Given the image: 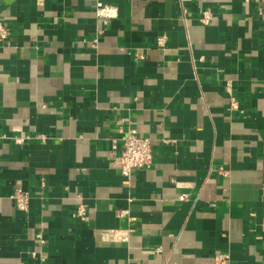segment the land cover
<instances>
[{
  "label": "crops",
  "instance_id": "crops-1",
  "mask_svg": "<svg viewBox=\"0 0 264 264\" xmlns=\"http://www.w3.org/2000/svg\"><path fill=\"white\" fill-rule=\"evenodd\" d=\"M0 17V264H264V0H0ZM129 128L153 161L125 177Z\"/></svg>",
  "mask_w": 264,
  "mask_h": 264
},
{
  "label": "built area",
  "instance_id": "built-area-1",
  "mask_svg": "<svg viewBox=\"0 0 264 264\" xmlns=\"http://www.w3.org/2000/svg\"><path fill=\"white\" fill-rule=\"evenodd\" d=\"M39 4L43 0H37ZM96 15L107 23L110 19L118 15L117 8L111 4L98 2L96 6ZM212 19L210 10H204L200 18L203 24H208ZM9 34V28L4 20L0 17V39L4 40ZM163 38L158 40V44L163 42ZM114 146L117 147L118 139H113ZM120 149L119 152H112L113 163L119 168L121 174L129 177L135 169H140L149 166L153 161L152 139L149 136H143L137 133L135 129L129 128L122 132L119 138ZM182 197V196H181ZM18 208L26 210L29 203V194L22 189H17L12 196ZM183 198V197H182ZM77 217L82 220L86 219V205L80 204L75 213ZM103 235L105 238L126 240L128 232L123 230L104 229ZM42 238V234L38 235ZM215 264H228L229 256L224 253H217L214 256Z\"/></svg>",
  "mask_w": 264,
  "mask_h": 264
}]
</instances>
